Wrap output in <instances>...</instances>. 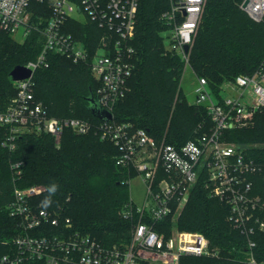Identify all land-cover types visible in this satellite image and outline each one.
<instances>
[{
    "label": "built area",
    "instance_id": "built-area-1",
    "mask_svg": "<svg viewBox=\"0 0 264 264\" xmlns=\"http://www.w3.org/2000/svg\"><path fill=\"white\" fill-rule=\"evenodd\" d=\"M204 4L205 0H169V9L162 15L172 26L163 34L165 49L179 55L186 67ZM137 9L138 0H0L1 31L12 37L21 32L23 41L31 33L42 39L35 59L22 66L30 76L11 79L15 93L0 109V127L6 130L2 147L13 151L18 138L27 133H46L58 147L65 131L86 135L95 128L101 140L110 141L118 149L116 165L139 176L145 186L142 204L136 205L130 198L121 211L125 219H132V212L137 219L130 241L120 246H105L72 231L68 218L37 203L36 198L43 193L41 186L14 187L7 209L19 220L23 234L13 239L14 253L0 256V264H179L183 256L218 258L219 251L210 248L201 233L176 230L166 238L154 228L156 222L180 214L201 176L208 195L228 207V222L246 238L243 261L264 264L255 255L253 239L264 234V162L253 160L246 154V147L227 142L224 137L227 131L247 126L264 107V59L252 75L237 76L226 83V90L221 91L230 93L227 97H216L207 81L197 78L191 104L206 108L212 127L179 147L164 139L157 141L146 130L129 123H116L113 118L94 127L81 118L52 117L35 98L34 72L48 67L49 54L60 55L89 66L98 82L92 95L101 109L112 114L127 92L134 68L130 43ZM242 10L254 22H261L264 0H247ZM70 20L90 22L102 31L92 55L69 31ZM21 166L20 162L13 165L17 175ZM51 227L56 231H49Z\"/></svg>",
    "mask_w": 264,
    "mask_h": 264
},
{
    "label": "trees",
    "instance_id": "trees-1",
    "mask_svg": "<svg viewBox=\"0 0 264 264\" xmlns=\"http://www.w3.org/2000/svg\"><path fill=\"white\" fill-rule=\"evenodd\" d=\"M105 3L108 0H100ZM243 0H205L201 19L193 37L187 64L197 78H204L216 97L224 84L237 76L255 73L264 59V18L254 22L240 8ZM169 0H138L136 28L130 43L134 49L133 72L125 96L112 109L113 121L146 130L155 140L179 147L207 133L212 127L203 105L189 104L180 81L186 62L165 49L163 34L171 29L162 15ZM69 31L92 55L101 30L90 22L69 21ZM42 46L39 35L31 33L23 42L0 30V109L15 90L11 71L35 59ZM48 67L33 74L34 94L48 114L56 118H81L92 126L102 120L89 110L90 93L98 86L86 63L49 54ZM5 129L0 127V256L14 253L13 239L23 234L19 220L9 215L14 187L41 186L36 198L48 210L61 213L72 231L87 235L105 246L130 241L136 214L125 219L121 211L129 203L127 181L135 174L116 165L118 149L101 140L95 128L86 135L65 131L57 147L46 133L24 134L13 151L2 147ZM227 142L246 147V154L264 162V107L249 127L224 133ZM22 163L20 174L13 165ZM201 176L192 188L180 214L156 222L155 231L169 237L173 228L198 232L218 258L183 256L179 264H246V238L227 220L228 207L211 198ZM55 184L57 190L48 189ZM51 195V204L42 201ZM51 232L55 228H49ZM255 255L264 260V234H257ZM22 264H34L24 262Z\"/></svg>",
    "mask_w": 264,
    "mask_h": 264
},
{
    "label": "rangeland",
    "instance_id": "rangeland-1",
    "mask_svg": "<svg viewBox=\"0 0 264 264\" xmlns=\"http://www.w3.org/2000/svg\"><path fill=\"white\" fill-rule=\"evenodd\" d=\"M79 18L82 19L83 16H79ZM13 38L18 42H23L21 32H18L16 35H14ZM196 80H197V77L191 72V70L188 67H185L183 71V77L180 81V88L184 96L186 97L187 101L189 102V104H191V102L194 100V97H195L194 88L196 86ZM225 85L226 84L222 86L221 90H226ZM221 95L222 97H227L228 95H230V93H228L227 91H223ZM255 116L253 118V121L245 127H249L254 123ZM144 194H145V186L142 183L141 178L139 176H134L129 182L130 198L133 200V202L136 205H141L143 202ZM175 232H176V229L173 228L169 236L173 235V233Z\"/></svg>",
    "mask_w": 264,
    "mask_h": 264
},
{
    "label": "water",
    "instance_id": "water-1",
    "mask_svg": "<svg viewBox=\"0 0 264 264\" xmlns=\"http://www.w3.org/2000/svg\"><path fill=\"white\" fill-rule=\"evenodd\" d=\"M247 4V0H244L243 3L241 4V9H244ZM189 47L186 45L184 46V52L187 53ZM30 76V71L25 69L22 66H17L15 67L11 73H10V78L13 81L17 80H22ZM89 103V110L98 119L102 121H111L112 120V114L109 111L103 110L99 107V105L96 103L92 93H90V96L87 99Z\"/></svg>",
    "mask_w": 264,
    "mask_h": 264
},
{
    "label": "clouds",
    "instance_id": "clouds-1",
    "mask_svg": "<svg viewBox=\"0 0 264 264\" xmlns=\"http://www.w3.org/2000/svg\"><path fill=\"white\" fill-rule=\"evenodd\" d=\"M57 190V186L55 184L51 185L48 189L50 194H54ZM51 195L49 197H46L44 201H42V203L47 206L51 204Z\"/></svg>",
    "mask_w": 264,
    "mask_h": 264
}]
</instances>
